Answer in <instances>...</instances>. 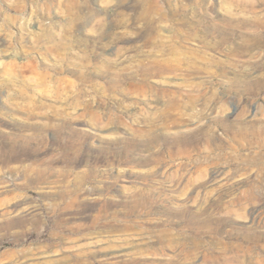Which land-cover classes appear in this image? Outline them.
Instances as JSON below:
<instances>
[{"label": "rangeland", "instance_id": "obj_1", "mask_svg": "<svg viewBox=\"0 0 264 264\" xmlns=\"http://www.w3.org/2000/svg\"><path fill=\"white\" fill-rule=\"evenodd\" d=\"M0 264H264V0H0Z\"/></svg>", "mask_w": 264, "mask_h": 264}, {"label": "bare ground", "instance_id": "obj_2", "mask_svg": "<svg viewBox=\"0 0 264 264\" xmlns=\"http://www.w3.org/2000/svg\"><path fill=\"white\" fill-rule=\"evenodd\" d=\"M219 174V173H218Z\"/></svg>", "mask_w": 264, "mask_h": 264}]
</instances>
